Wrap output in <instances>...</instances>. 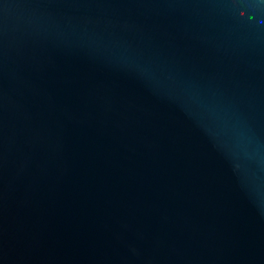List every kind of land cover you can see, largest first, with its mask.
Returning <instances> with one entry per match:
<instances>
[{
    "label": "water",
    "instance_id": "obj_1",
    "mask_svg": "<svg viewBox=\"0 0 264 264\" xmlns=\"http://www.w3.org/2000/svg\"><path fill=\"white\" fill-rule=\"evenodd\" d=\"M0 264H264V0H0Z\"/></svg>",
    "mask_w": 264,
    "mask_h": 264
}]
</instances>
